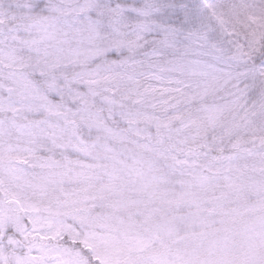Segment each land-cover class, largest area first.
I'll return each instance as SVG.
<instances>
[{"label": "snow or ice", "instance_id": "obj_1", "mask_svg": "<svg viewBox=\"0 0 264 264\" xmlns=\"http://www.w3.org/2000/svg\"><path fill=\"white\" fill-rule=\"evenodd\" d=\"M0 264H264V0H0Z\"/></svg>", "mask_w": 264, "mask_h": 264}]
</instances>
